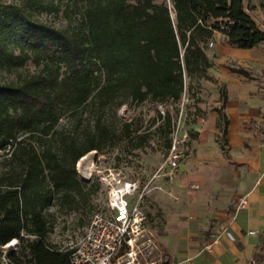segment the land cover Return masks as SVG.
<instances>
[{
    "label": "trees",
    "instance_id": "trees-1",
    "mask_svg": "<svg viewBox=\"0 0 264 264\" xmlns=\"http://www.w3.org/2000/svg\"><path fill=\"white\" fill-rule=\"evenodd\" d=\"M61 11L75 21L67 30L35 17ZM216 34L241 50L264 43L244 0H0V72L14 75L0 82V246L18 241L11 264H70L69 250L47 242L48 211L55 203L77 210L88 195L76 163L115 145L109 117L122 122L120 107L178 104L184 77L209 79L207 46ZM28 63L34 71L21 72ZM226 101L220 90L213 111L228 156ZM66 117L71 127L60 128ZM158 121L168 150L173 117ZM138 129L121 123L120 137H136L133 149L148 137ZM254 257L264 263V244Z\"/></svg>",
    "mask_w": 264,
    "mask_h": 264
},
{
    "label": "crops",
    "instance_id": "crops-1",
    "mask_svg": "<svg viewBox=\"0 0 264 264\" xmlns=\"http://www.w3.org/2000/svg\"><path fill=\"white\" fill-rule=\"evenodd\" d=\"M249 16L264 31V11L261 21ZM213 39L211 64L226 66L214 79L225 85L228 156L218 150L217 113L211 111L200 143L212 146L197 152L175 182L164 183L174 199L159 195L164 221L153 230L156 249L148 259L155 264H249L264 244V43L240 51L220 34Z\"/></svg>",
    "mask_w": 264,
    "mask_h": 264
},
{
    "label": "rangeland",
    "instance_id": "rangeland-1",
    "mask_svg": "<svg viewBox=\"0 0 264 264\" xmlns=\"http://www.w3.org/2000/svg\"><path fill=\"white\" fill-rule=\"evenodd\" d=\"M4 1L17 5L23 3V0ZM154 1L162 3L164 0ZM244 7L248 15L251 14L259 21L262 20L260 13L264 11V0H244ZM35 17L59 30H67L75 22L69 20L62 11L58 15L46 12L35 13ZM211 41L214 43V39ZM212 48L207 46L210 62L211 57L215 56L212 54ZM227 65L233 64L228 62ZM223 68L226 69L225 64L219 66L211 64V68L207 72L209 79L184 77V92L178 104L168 102L165 105H153L146 102L139 106L127 104L120 107L116 111V117L122 122H132L133 129L139 128L136 134L147 133L146 135H148L140 149L132 148L135 142L133 140H136V137L129 141L124 140L123 136L120 137L122 122L114 120L110 116L109 122L114 125L118 136L115 138V145L103 149L101 152L91 151L85 155L84 160L81 158L76 163L75 169L78 178L89 183L88 195L77 210L68 206L60 208L57 203L49 209L48 212L52 215L53 229L47 242L61 249L73 247L82 235L92 214L97 211H105L108 184L119 179L138 182L139 192L143 190L145 192L143 209L147 215V224L152 230L160 231L164 220L161 208H159V195L163 193L172 199L176 197L172 190H164V183L166 181L175 182V179L180 176L183 166L196 156L197 152L209 150L212 146L211 143L207 144L204 141L200 143V139H203L200 136L207 131L203 123L206 122L208 113L214 110V103L218 99L219 91L225 89L223 83L214 79ZM25 71L33 72L34 66L28 63L25 69L21 70V72ZM13 78L12 74L0 72V82H6ZM161 110L165 113L169 112L173 121H176L180 114L182 115L179 135L185 134L186 137L183 142L181 161L175 172H171L164 163L168 150L163 133L156 129L160 122L153 123ZM59 127L69 129L71 127L70 118L62 119ZM219 145L217 144L218 150ZM225 147H227V143ZM1 161L2 158H0V173L3 170ZM79 164L81 168H78ZM160 168L162 169L159 170ZM127 199L130 204L133 203L131 198Z\"/></svg>",
    "mask_w": 264,
    "mask_h": 264
},
{
    "label": "built area",
    "instance_id": "built-area-1",
    "mask_svg": "<svg viewBox=\"0 0 264 264\" xmlns=\"http://www.w3.org/2000/svg\"><path fill=\"white\" fill-rule=\"evenodd\" d=\"M208 46L212 47L211 41ZM159 113L165 115L163 110ZM181 116L173 121L170 147L164 162L171 172L178 169L186 137L185 134L179 135ZM144 195V190L139 192L136 181L119 179L110 182L105 211L93 213L76 244L66 248L71 252L70 264H155L148 261L156 249V236L147 224ZM127 198L133 203L130 204ZM245 205L246 200L242 199L239 206ZM17 250V241L13 246L9 243L0 246V264H11L9 256L16 254ZM249 264L264 263L252 261Z\"/></svg>",
    "mask_w": 264,
    "mask_h": 264
},
{
    "label": "bare ground",
    "instance_id": "bare-ground-1",
    "mask_svg": "<svg viewBox=\"0 0 264 264\" xmlns=\"http://www.w3.org/2000/svg\"><path fill=\"white\" fill-rule=\"evenodd\" d=\"M84 159H85V156L82 157V160H84ZM78 168H81L80 164L78 165ZM15 243H16V241L13 240V241H11V242L9 243V246H13V245H15Z\"/></svg>",
    "mask_w": 264,
    "mask_h": 264
}]
</instances>
